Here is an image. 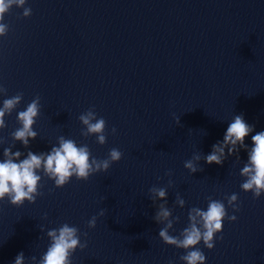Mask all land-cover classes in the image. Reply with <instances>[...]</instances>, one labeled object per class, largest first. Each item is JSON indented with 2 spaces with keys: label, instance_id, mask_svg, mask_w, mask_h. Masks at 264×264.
Segmentation results:
<instances>
[{
  "label": "water",
  "instance_id": "95a60500",
  "mask_svg": "<svg viewBox=\"0 0 264 264\" xmlns=\"http://www.w3.org/2000/svg\"><path fill=\"white\" fill-rule=\"evenodd\" d=\"M25 7L31 17L14 6L0 37V84L7 89L0 106L23 93L0 130L7 141L0 160L13 143L25 156L49 152L61 135L87 145L96 159L113 148L123 158L63 188L43 177L35 204L0 201V264H14L21 252L26 264L32 256L38 261L50 244L47 231L64 223L88 242L73 264H184L185 250L159 237L165 225L154 220L153 186L167 188L168 207L180 217L173 236L188 226L192 207L206 210L209 197L227 207L226 197L238 194L240 211L228 208L237 220L224 221L213 250L198 247L206 264H264V195L254 199L240 187L247 151L222 166L201 160L204 170L194 174L184 166L196 153L209 154L235 115L254 126L249 147L251 135L264 131V0H27ZM36 96L38 137L25 148L11 133ZM93 107L107 122L104 145L81 135L79 116Z\"/></svg>",
  "mask_w": 264,
  "mask_h": 264
},
{
  "label": "clouds",
  "instance_id": "9594fccd",
  "mask_svg": "<svg viewBox=\"0 0 264 264\" xmlns=\"http://www.w3.org/2000/svg\"><path fill=\"white\" fill-rule=\"evenodd\" d=\"M27 0H0V37L8 34L9 26L4 23L6 14L12 8H23L22 18L32 15V9L25 7ZM0 95L7 96V89L0 84ZM23 93L6 98L0 106V130L7 127L6 116L11 115L21 104ZM41 114V98L36 96L25 110L18 112L17 120L20 125L11 133L14 142H20L25 148L30 147V141L38 137L34 126ZM84 126L81 135L84 137L96 136L97 142L101 145L107 143V122L104 118L98 117L95 108H90L79 116ZM180 124V118H177ZM116 128H112V134H116ZM254 132V126L249 125L243 115H235L229 123L223 140L212 146V151L207 155L196 153L192 159L185 161V168L192 174L203 171L200 161L207 164L223 165L229 156L235 155L240 160L239 152L244 149L248 153L247 162L240 170V175L245 178L240 187L245 192L253 193L254 199L264 195V131L251 135L252 146L246 144V138ZM6 139L0 137V144L6 143ZM15 143L3 151V160H0V201L7 199L11 205L22 207L25 202L35 204L40 192L43 177L54 181L57 188H63L71 182L73 177L80 181H87L93 174L107 172L113 163L123 158V153L113 148L107 159H96L87 145H79L75 140L61 135L58 137V146H52L49 152L34 153L29 150L24 153L17 150L13 152ZM23 157V158H22ZM41 173L43 175H41ZM168 176L172 173L168 172ZM173 186V181H168ZM153 204L157 207L154 220L157 224L165 225L159 230V237L164 243L184 249L186 254L180 259L184 264H206V256L198 247L201 242L204 246L213 250L216 247L217 234L224 231V221L235 222L236 215H229L228 208L233 212L240 211L238 194H231L226 197L227 207L221 200L208 198L206 210L200 207H192L188 212V226L185 227L179 236L170 234L175 223H179L180 217H173L172 210L168 207V190L164 187L149 189ZM107 199V198H105ZM159 201H163L160 203ZM175 203L183 208L186 201L177 194ZM106 209H101L99 216H105ZM97 216L88 221V227L94 229L97 226ZM43 231V229H41ZM84 237L88 233H83ZM50 244L46 252L37 261L35 256L31 257L32 264H73V254L77 249L84 250L88 247L87 239L81 242L80 230L68 223L62 224L59 228L47 231ZM223 239V236H220ZM14 264H26V257L23 252L19 253ZM169 264H172L170 261Z\"/></svg>",
  "mask_w": 264,
  "mask_h": 264
}]
</instances>
